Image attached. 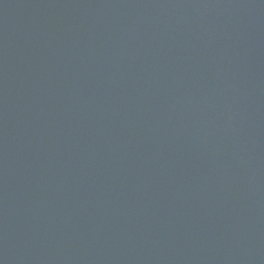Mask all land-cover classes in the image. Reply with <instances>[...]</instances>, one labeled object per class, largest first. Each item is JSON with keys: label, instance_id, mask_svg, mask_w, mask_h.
Returning a JSON list of instances; mask_svg holds the SVG:
<instances>
[{"label": "water", "instance_id": "1", "mask_svg": "<svg viewBox=\"0 0 264 264\" xmlns=\"http://www.w3.org/2000/svg\"><path fill=\"white\" fill-rule=\"evenodd\" d=\"M0 264H264V0H0Z\"/></svg>", "mask_w": 264, "mask_h": 264}]
</instances>
